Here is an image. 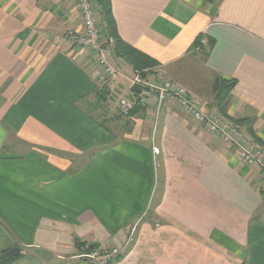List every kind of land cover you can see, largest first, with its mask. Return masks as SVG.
Segmentation results:
<instances>
[{
	"label": "crops",
	"instance_id": "0c3cea01",
	"mask_svg": "<svg viewBox=\"0 0 264 264\" xmlns=\"http://www.w3.org/2000/svg\"><path fill=\"white\" fill-rule=\"evenodd\" d=\"M91 2L122 73L101 87L92 52L65 39L82 29L75 0H0V256L17 248L9 264H84L78 239L119 249L115 264H264L260 173L179 105L118 121L133 69ZM110 8L119 38L157 62L145 78L194 72L200 93L189 92L215 114V79L234 80L227 114L264 141V0ZM200 34L206 44L192 48Z\"/></svg>",
	"mask_w": 264,
	"mask_h": 264
},
{
	"label": "built area",
	"instance_id": "2783aa9c",
	"mask_svg": "<svg viewBox=\"0 0 264 264\" xmlns=\"http://www.w3.org/2000/svg\"><path fill=\"white\" fill-rule=\"evenodd\" d=\"M76 7L82 22L80 32L69 31L65 39L73 46L88 49L92 52L97 67L101 70L99 84L101 86L118 79L122 73L118 66H112L108 60V48L106 42L99 36L96 26L95 10L91 0H75ZM112 44V40H107ZM201 44H206L203 37ZM130 84L131 99L120 98L117 103V109L123 116H128L135 106H149L153 104L160 107L166 102L179 105L189 116L198 124L203 126L208 132L217 136L221 142L229 146L238 148L240 159L247 165L255 168L260 173V179H264V149L258 146L250 137L237 128L231 122L222 118L219 114L208 113L204 105L193 97L186 89L180 85L164 79L161 73H158L153 80L142 76V72L132 71L128 79ZM136 88L137 91H134ZM264 187L261 184V191ZM120 250L117 248L95 250L89 253H82L79 259L84 264H107L108 260L117 254Z\"/></svg>",
	"mask_w": 264,
	"mask_h": 264
},
{
	"label": "trees",
	"instance_id": "16d2710c",
	"mask_svg": "<svg viewBox=\"0 0 264 264\" xmlns=\"http://www.w3.org/2000/svg\"><path fill=\"white\" fill-rule=\"evenodd\" d=\"M204 1L211 2L212 0H204ZM97 4L100 7V10H101L104 22H105V31H106L105 36L106 38L111 39L113 42L112 50H113L114 56L118 59H121L126 64H128L134 71L142 72V76L144 77L143 71L153 69L154 67L158 65L157 62L154 61L149 56L141 53L140 51L126 44L124 41H122L119 38L115 23H114V19L111 13L110 0H97ZM202 38L203 36L201 34L198 35L194 39L192 48H198L200 50L203 49L202 44H201ZM209 44H212V42L211 43L209 42ZM234 86H235L234 80H227L221 77H217L213 85V91H214L213 105L215 106L218 114L225 120L231 122L232 124L236 126L245 125L247 134L250 136L253 142L264 149V141L259 139L253 133L252 129L248 125L249 124L248 119L232 118L227 114V111H226L227 100ZM142 107L143 106H137L130 112L128 116L121 115L117 109L118 116L120 117V118L118 117V121L124 122L125 119L129 118L136 111L144 110V108ZM74 247L78 254L79 253L82 254L83 252L89 253L95 250L110 249V248H100L97 244H90V243L82 242L78 239L74 240ZM17 257H19V254L10 259L0 261V264H9L11 261L16 259ZM122 258H123V254L120 252L116 256L110 258L107 264H115L119 262Z\"/></svg>",
	"mask_w": 264,
	"mask_h": 264
},
{
	"label": "rangeland",
	"instance_id": "374dc122",
	"mask_svg": "<svg viewBox=\"0 0 264 264\" xmlns=\"http://www.w3.org/2000/svg\"><path fill=\"white\" fill-rule=\"evenodd\" d=\"M191 63H189V64L190 65H193L194 64L196 66V69H199V68H201V65H202V58H197V59L193 60ZM174 75H176V74H174ZM180 76H181V79L180 80L176 76H173V77L167 76V78L170 81L175 82L176 84H179L181 87H183L184 89H186L188 92L190 90L191 91H194V92L198 90V93H200L199 92V89L201 87H200L199 82H198L199 81V78H197L195 76V73L194 72L193 73L191 71L190 72H187V71L186 72H182ZM168 79H166V80H168ZM210 107L211 106L209 105V103L204 104V108H206L207 110H209L208 111L209 114L210 113H213V111L210 110ZM121 125H123V124H121ZM263 161H264V158H263ZM261 182H262L261 184L264 187V179H261ZM262 194H264V190H263ZM80 255H81V253H79L77 255V259L78 260H79V256ZM79 261L82 262L81 260H79Z\"/></svg>",
	"mask_w": 264,
	"mask_h": 264
},
{
	"label": "water",
	"instance_id": "95a60500",
	"mask_svg": "<svg viewBox=\"0 0 264 264\" xmlns=\"http://www.w3.org/2000/svg\"><path fill=\"white\" fill-rule=\"evenodd\" d=\"M134 91H137L136 88H133ZM19 253V250L17 248H13L5 253H3L1 256H0V261L2 260H6V259H10L14 256H16L17 254Z\"/></svg>",
	"mask_w": 264,
	"mask_h": 264
}]
</instances>
